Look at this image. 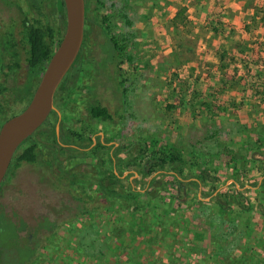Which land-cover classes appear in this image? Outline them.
Instances as JSON below:
<instances>
[{"label": "rangeland", "instance_id": "374dc122", "mask_svg": "<svg viewBox=\"0 0 264 264\" xmlns=\"http://www.w3.org/2000/svg\"><path fill=\"white\" fill-rule=\"evenodd\" d=\"M115 1L116 9L119 8L117 43L122 47L119 57L106 69H99L96 66L102 58L99 51L84 54L80 50L71 71L76 78L64 81L70 100L62 104L60 119L55 115L49 117L19 147L11 165L33 142L38 145V162L22 163L12 169L13 174L6 175L0 185V217L21 230L20 241L13 235L0 238V264H16L17 257L11 259L13 255L8 250L14 248L19 253V245L30 244L29 236L32 244L38 241V246L27 264H221L222 260L239 254L250 264L264 262V242L260 240H264V148L259 147L264 135V0H258L253 14L245 19L243 39L229 42L222 49L220 65L215 63L216 50L206 49L207 39L194 38L189 33L192 25L187 17L195 19L191 5H178V0ZM18 2L22 15L28 14V2L41 8L40 15L51 19L55 13L54 0ZM89 4L96 7L95 1L89 0ZM3 6L0 0V29L10 18L19 17L17 11H6ZM182 8L184 24L179 26L178 35L177 31L173 32L172 19ZM227 9L229 16L239 11L245 13L241 6L237 11ZM95 13L103 15L106 11L95 10ZM196 28L200 36L207 37L204 27ZM91 32L94 41L90 45H98L100 30L95 27ZM3 41L0 34V56H5L4 64H11L7 63L10 57L5 53L7 47ZM16 41L19 44L21 38L17 37ZM211 41L212 38L208 40ZM20 65V69L9 72L8 85H20L26 80L24 54ZM42 72L31 80L34 86L31 95ZM95 102L111 111L110 122L86 121L88 109ZM183 107L190 108L186 120L194 126L187 124L178 129L175 109ZM23 108L25 104L21 103L3 113L0 127ZM235 113H239V121L244 118L247 123L256 124L244 128L246 137L245 132L241 133L243 128L234 134L223 129L225 121L222 123L219 117L227 120V116ZM208 117L213 121L207 120ZM50 123H54L56 142L65 145L64 150L53 142ZM97 142L103 144L106 158L111 157L115 165H125L135 155L137 143L148 142L181 152L186 161L178 168L183 169L180 176L183 179L190 172L188 162L213 167L216 172L206 177L200 192L184 185L180 192L164 191L150 201L151 213L159 215L150 234L145 233L148 227L137 231L133 226L130 235H121L119 230L114 231L117 225L111 214L74 219L77 203L72 195L78 196L74 190L79 188L74 185L70 188L67 183L70 174L75 173L81 181L92 180L87 175L91 171L89 164H85L90 161L89 153H85ZM125 145H131L130 154L123 151ZM113 169L116 174L120 171ZM136 177L134 170L124 169L116 190H127L128 186L143 189V183L133 181ZM235 177L242 187L234 182ZM220 192L235 199L228 215L216 213L214 196ZM174 193L179 196L178 201L173 199ZM194 197L209 205L190 209L187 202ZM114 207L119 208L117 204ZM182 215L192 226L202 221L203 234L199 239L185 231ZM71 218V222L61 223ZM54 221L59 227L48 239L47 229ZM192 238L196 240L198 254L192 250ZM114 251L118 258L114 257ZM217 252L221 254L217 256ZM125 255L129 256L127 261ZM19 258L23 259L20 253Z\"/></svg>", "mask_w": 264, "mask_h": 264}, {"label": "trees", "instance_id": "16d2710c", "mask_svg": "<svg viewBox=\"0 0 264 264\" xmlns=\"http://www.w3.org/2000/svg\"><path fill=\"white\" fill-rule=\"evenodd\" d=\"M1 1L4 5L8 4L9 6L15 5L19 7V2L17 3L15 0ZM58 3V9L61 12V10L64 8V5L62 1H58ZM184 13L185 10L182 8L172 19V28L175 32L177 31L176 33L179 32V26L184 24L182 19ZM262 20L264 23V17ZM22 28L24 37H21V42L24 43L26 48L22 47L20 50L18 49L16 37L13 36L11 31L5 32V35L3 36V43L7 47L5 53L9 54L8 56L10 57V60H8L7 63L11 62V64H4L5 56H0V74L2 76V80L0 81V117H2L3 113H6L15 105L22 103L26 106L28 104L32 96L30 94V90H32L34 87L31 83V80L38 72L44 70L62 36L61 32H57L55 39H53L54 35L51 26L44 25L40 17L31 19L30 22L25 16L22 19ZM110 43L113 46H117L116 41H110ZM22 54L25 56L26 80L20 85L10 86L6 83V80L9 76V72L20 69V57ZM127 59L131 61L130 56H128ZM4 69H7V71ZM88 114L91 119H95L100 123H107L112 120L111 111L104 105L96 102L89 107ZM49 126L53 142L57 143L55 125L54 123H50ZM262 138V144L259 146L260 149L264 148V135ZM255 142L259 141L256 140ZM57 145L60 150L65 149L60 144L57 143ZM137 145L138 147L135 150V155L130 157L129 162H127L125 165L122 163L115 165L113 164L111 157L106 158L104 147L101 142H97L95 148L85 153V155L89 153L90 161L85 164H89L88 166L90 167L91 171H89L87 175L92 178V180L87 182L81 181L82 179L79 178L75 173L70 174V179L72 178V180L70 181L69 179V183H67L70 188L76 186V188L80 189L74 190L78 193V196L72 195L77 203L75 207L76 214L74 219L92 218L98 213L111 214L115 224L117 226L119 224L118 227H114V231L119 230L121 235H130L129 232L134 230L132 228L133 226H135L137 231L145 230L148 227L149 229L146 230L145 233L150 234L152 231H154L156 227L155 225L157 224V219L159 218L158 214L151 213L152 202L150 201H153L154 198H158V196H160L164 191L176 190L177 192H180L184 189V185L190 186L191 190L196 189L200 192L199 187H202L203 184H205L206 177L211 175L213 172H216V169L213 167H200V165L190 164L188 162L187 165L190 172L186 179H183L180 177L184 174L183 169L178 168L183 166L186 161L183 159L184 157L178 149L169 146L157 147L155 143L148 144V142L137 143ZM123 147L124 152H127L128 154L131 153V145H125ZM38 151V145L34 142L28 147H25L21 151L20 155L16 158V161L12 165L11 169L19 167V165L22 163L36 164L38 162ZM113 166L116 167L118 171L120 170L118 174L113 171ZM123 168L125 170H134L135 174H137V177L133 179V181L135 183H143L144 188L140 190L137 187L132 188L131 186H128L127 190H116L117 185L119 187L121 185L120 177L124 170ZM164 169L167 170V172L163 171ZM11 174L13 173L11 172ZM84 177L86 179V176ZM234 182L242 187V183L238 181V177L234 178ZM217 188L219 187L217 186L216 189ZM81 189H83V191L86 193L83 194ZM70 192L72 194V191ZM236 193H238V191H236ZM174 195V198H172L178 201L179 196H176V193H174ZM214 199V204L217 207L216 213L218 216H221V214L228 215L230 212H232L231 206L235 201L233 197L229 198L228 195L220 192L214 196ZM145 201H147V203H145ZM187 203L190 209L201 207L202 205H209V203H204L202 200H199L198 197H194ZM115 204H117L119 207L117 210L114 207ZM121 208H123V211H119ZM179 208L180 207H177L178 210ZM167 212L170 213L171 211L169 212L168 210ZM180 219L182 220V224L186 232H192V234L198 239L202 236V221H200L198 225L192 226V223H189L188 220H184L183 215L180 217ZM72 220L73 219L71 218L66 221H61V223H69ZM50 224V229H47V234L49 233L47 237L48 239L49 237L54 236V233L57 232L59 227L56 221ZM9 226L12 227V224L9 223ZM199 229H201V232H199ZM117 235L120 236L119 234ZM192 240V250L195 254H198L199 252L197 244L194 243L196 240L193 238ZM261 242H264L263 238H261ZM167 248L172 249V246H167ZM220 254L221 253L219 252L216 253L217 256ZM113 255L114 257L118 258V255L115 254V251ZM128 259L129 256L125 255L124 261H127ZM118 264L124 263L118 262ZM221 264L250 263L241 254H239L235 258L222 260ZM256 264H264V262H257Z\"/></svg>", "mask_w": 264, "mask_h": 264}, {"label": "water", "instance_id": "95a60500", "mask_svg": "<svg viewBox=\"0 0 264 264\" xmlns=\"http://www.w3.org/2000/svg\"><path fill=\"white\" fill-rule=\"evenodd\" d=\"M63 4L66 23L59 44L47 62L28 104L0 127V185L16 151L54 110L55 93L81 50L84 0H63Z\"/></svg>", "mask_w": 264, "mask_h": 264}, {"label": "flooded vegetation", "instance_id": "af4514ba", "mask_svg": "<svg viewBox=\"0 0 264 264\" xmlns=\"http://www.w3.org/2000/svg\"><path fill=\"white\" fill-rule=\"evenodd\" d=\"M6 1H10V0H6ZM15 1H17V3H18V0H15ZM58 1L63 2V0H54L55 13L51 19L47 15H44V16L42 14L40 15L41 8L36 6L34 3H29V2L27 3V7H26L27 12H28L27 15H22V12H21L22 10H21L20 4H18L19 7L15 6V5L9 6L8 4H5L3 7H4V9H6V11H14L15 10L19 13V17L17 19L10 18L9 22L4 24L5 27H2V29H0L1 36L3 37L5 35V32H7V31H11L13 36L16 38L17 37H20V38L24 37L23 28H22V19L26 16L30 22H31V19H35L36 17H40V19L44 25L51 26L52 31H53V35H54L53 39H55L57 32H61V34H63L64 29H65V23H66V21H65V8H63V10H61V12H60V10L58 9V7H59ZM93 1H95L96 7H94V6L92 7V5H91V7H89V5H90L89 0H84V5H85L84 38H83L81 50L84 51V54L89 53L91 50L99 51L102 58L99 59V62L96 63V66H98L99 69H106L108 67V65L110 66V64H114V61L117 59V57H119V53L122 50V47L120 45H118V43H117V46H113L110 43V41H116L117 42L118 41L117 39L119 38V31H117V33H116V28L118 27V21H119V8L116 9V7H118V6L116 5L115 0H111L110 3H108L107 0H92V3H93ZM95 10H97V11L105 10L106 13L103 15H96ZM95 27H97V29L100 30L101 41L98 43V45L91 46L90 43H92V41H94L93 38H91V34H92L91 31ZM59 42H60V40H59ZM19 44H20V47H18ZM19 44L17 45L19 50L22 47L26 48L24 43L19 41ZM21 52H22V50H21ZM105 57H106V59L108 58L106 60V62L104 61ZM73 65H72V67H73ZM72 67L67 72L66 76L64 77L63 81L61 82V84L59 85V87L55 93L54 110L50 113L48 118L55 115L56 119H58V118L60 119V117H61L60 110L63 107L62 104L64 103V101L66 99L70 100L69 95L65 91V87H66L65 83L66 82L64 83V81H65V79H67V82H68L70 79L73 80L74 78H76V74H74V72H71ZM68 77H69V79H68ZM48 118H47V120H48ZM47 120L45 121V123L47 122ZM86 121L97 122V120L91 119L89 117V114H87ZM55 133H57V132L55 131ZM64 136H66V133L64 134ZM60 145L62 147L65 146L63 144H60ZM96 145H97V143H93L92 145H90V147H88V150L95 148ZM74 148H76V147H74ZM11 167H12V165H10L6 175L11 174V171H12ZM9 223L10 222L7 223L6 221H4L0 217V238L5 237L6 235H13L12 237H14L18 241H20L19 239H20L21 230H19L17 227H14L13 224H12V227L9 226ZM29 243H30L29 245H24V244L19 245L20 249H18V251L20 254H22L23 259L19 258V253L17 252L16 249L12 248V249L8 250L9 253H12V255H13L11 257V259H14L15 256L17 257V259H16L17 263L16 264H27L28 262H30V259L32 258L33 254L36 253L38 241H36L35 244H32L31 236H29Z\"/></svg>", "mask_w": 264, "mask_h": 264}, {"label": "crops", "instance_id": "0c3cea01", "mask_svg": "<svg viewBox=\"0 0 264 264\" xmlns=\"http://www.w3.org/2000/svg\"><path fill=\"white\" fill-rule=\"evenodd\" d=\"M165 1H168V0H165ZM257 1L258 0H178L177 4L182 5V6L191 5V8L194 10L193 11L194 15L192 13V16H195V19H191V17H187L191 20L190 25H192L191 27L192 30L189 31V33H191L194 36V38H198V39L202 38L203 40L207 39V41H205V44L207 45V47L206 46L205 47L210 52L211 50L213 51L216 50V53L214 54L215 63L220 65V62L222 61L221 60V53L223 51L222 49L226 48L229 42L234 43V42L240 41L239 39H243V37L245 36V32L243 31V28H244L243 23L245 22L246 18H250L249 16L253 14V8L255 5H257L258 3ZM240 6L245 8V11H244L245 13L242 14L239 11L238 14L231 15V16L228 15L227 10L229 9L227 8H232L233 10L234 9L236 10L238 7V10H239ZM214 7H215V10L212 11V8ZM254 19L256 20L257 18H254ZM212 20H215V21H212ZM213 22H216L214 23L216 24L215 28L211 26ZM197 26L204 27V30L207 32L205 33L207 34L206 38L203 37V35L202 36L199 35L200 30L196 28ZM175 34L179 35V32ZM210 38H212L213 41L208 42ZM200 42L202 43L201 40ZM217 46H220V47H217ZM214 67L216 69L217 66H214ZM217 73L218 72H216L215 74ZM175 110H177V114H175L176 115L175 119L177 120L178 129L186 127L187 124L190 127L194 126L193 122H188L186 120V116L188 115V112L191 111L190 108L186 109V107H183V108H178ZM205 112L207 111L205 110ZM205 115H208V113H205ZM238 116H239V113H235L233 115L227 116V120L226 119L224 120V118L222 117H219V120L220 121L222 120V123L225 121V125L223 126L224 127L223 129L225 132L234 134V133H238L243 128V131H241V133L243 134L245 132V135L243 136L246 137V130H244V128L248 127L247 129H249L251 127L256 126V124L251 125L247 123V120L244 118L239 121L240 118ZM207 120L213 121V119H210L209 117ZM249 122L251 123V121ZM218 124H220L219 121H218ZM211 125L213 126L215 124H211Z\"/></svg>", "mask_w": 264, "mask_h": 264}]
</instances>
